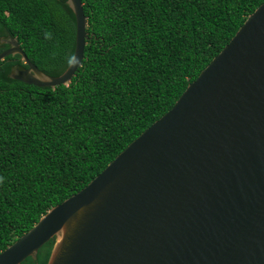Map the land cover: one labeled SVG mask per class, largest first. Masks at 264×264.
Returning a JSON list of instances; mask_svg holds the SVG:
<instances>
[{"label": "water", "instance_id": "95a60500", "mask_svg": "<svg viewBox=\"0 0 264 264\" xmlns=\"http://www.w3.org/2000/svg\"><path fill=\"white\" fill-rule=\"evenodd\" d=\"M75 47L58 76L40 70L8 36L0 60L19 54L11 77L67 84L89 36L81 0ZM264 264V1L186 86L83 188L49 208L0 251V264Z\"/></svg>", "mask_w": 264, "mask_h": 264}, {"label": "trees", "instance_id": "16d2710c", "mask_svg": "<svg viewBox=\"0 0 264 264\" xmlns=\"http://www.w3.org/2000/svg\"><path fill=\"white\" fill-rule=\"evenodd\" d=\"M81 1L89 38L67 84L24 83L19 54L0 60V251L168 111L264 0ZM75 33L66 0H0V52L15 37L49 75ZM53 242L21 264H46Z\"/></svg>", "mask_w": 264, "mask_h": 264}, {"label": "flooded vegetation", "instance_id": "af4514ba", "mask_svg": "<svg viewBox=\"0 0 264 264\" xmlns=\"http://www.w3.org/2000/svg\"><path fill=\"white\" fill-rule=\"evenodd\" d=\"M6 38H7V37H6ZM4 41H5V40L3 39V42H4ZM4 43H6V42H4ZM7 47H8V45H7ZM7 47H6V48H7ZM6 48H5V49H6ZM26 67H27V66L22 67V68H21V67H17V68L14 69V71L17 70V69H25Z\"/></svg>", "mask_w": 264, "mask_h": 264}]
</instances>
